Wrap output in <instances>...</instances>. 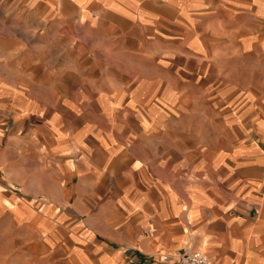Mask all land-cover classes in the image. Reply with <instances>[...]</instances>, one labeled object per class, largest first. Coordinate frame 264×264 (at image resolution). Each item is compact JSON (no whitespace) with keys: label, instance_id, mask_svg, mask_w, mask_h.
I'll list each match as a JSON object with an SVG mask.
<instances>
[{"label":"crops","instance_id":"1","mask_svg":"<svg viewBox=\"0 0 264 264\" xmlns=\"http://www.w3.org/2000/svg\"><path fill=\"white\" fill-rule=\"evenodd\" d=\"M7 3L23 14L14 12L10 23L28 25L30 43L25 49L19 37L0 34V126L9 115L24 114L19 108L20 80L28 71L37 74L31 79L33 87L49 90L57 102L82 101L79 95L109 101L145 94L150 79L134 73L120 79L102 76L94 92L78 80L82 89L75 84L54 90L56 72L73 62L70 54L87 57L91 45L95 52L107 51L100 40L95 43V37L132 39L136 32L166 23L184 30L204 25L210 41L194 38L188 47L193 57L220 61L226 42L233 55L264 54V0H0V7ZM215 31L229 38L221 39L223 34ZM85 57L83 64L91 61ZM41 73L45 78L40 79ZM169 97L174 98L169 94L165 104L178 111ZM143 114L135 119L146 137L158 123L149 111L145 128L139 118ZM195 115L200 120L196 137L202 143L209 141L206 137L235 139L248 132V125L264 140V117L221 122L202 109ZM203 120L209 121L210 128L203 127ZM62 138L65 141L59 146L54 140L56 149L73 150L75 166H86L90 159L84 153L91 148L81 149L79 143ZM203 148L196 152V167L185 163L168 169L169 174L149 168L107 178L71 170L80 180L69 208L49 207L54 198L45 193L41 198L45 202L24 216V231L32 236L33 245L41 243L42 264H178L180 253L187 251L208 255L210 264H264V150L256 144L251 149ZM10 177L1 183L2 196L13 185ZM165 256L169 261H164Z\"/></svg>","mask_w":264,"mask_h":264},{"label":"rangeland","instance_id":"2","mask_svg":"<svg viewBox=\"0 0 264 264\" xmlns=\"http://www.w3.org/2000/svg\"><path fill=\"white\" fill-rule=\"evenodd\" d=\"M11 6L7 3L6 8L0 7V10L6 9L0 12V34L19 37L22 46L29 49L28 25L10 23L14 12L20 17L23 15L16 6ZM204 27L184 30L166 23L150 26L147 32H136L132 39L130 36L95 37V43L100 40L107 51L95 52V46L91 45L87 57L72 53L69 57L73 62L64 63L61 71L56 72L59 77L56 92L58 88L64 91L80 83L92 90L102 76L119 79L133 73L136 77L145 76L150 79V89L138 98L130 95L99 101L79 95L82 101L57 102L58 98H53L49 90L33 87L31 79L37 74L24 72L20 80L23 105L19 108L25 112L20 116L9 115L0 126V188L5 189L1 183L9 176L13 184L6 196L0 193L3 199L0 203V264H42L41 243L33 245L32 236L24 231V216L45 202L41 201L45 193L54 198L49 201L51 208H69L74 200L80 178L74 177L71 170L79 166H75L73 150L56 149L55 141L58 146L65 141L62 136L79 143L80 148H91L84 153L90 160L79 168L82 173L107 178H123L149 168L169 174L168 169L185 163L196 167V152L201 151L202 146L203 150L212 147L251 149L256 144L264 150V140L254 133L253 125L247 126L248 132L228 141H211L206 137L209 141L202 143L196 137L200 120L195 110L202 109L221 122L227 118L252 122L264 117V54L233 55L226 42L229 37L223 31H215L223 34L221 39L226 38V44L218 43L227 48L221 60L193 57L195 53L188 47L194 38L210 41ZM84 57L91 61L83 64ZM42 74L40 79L45 76ZM162 77L163 83H158ZM125 85L131 87L132 84L122 83ZM169 94L174 97L168 99L173 100L176 112L165 104ZM149 111L155 113L158 128L146 133V139L135 116L144 112L139 118L146 128L150 123L146 120ZM202 122L204 128H210L209 121Z\"/></svg>","mask_w":264,"mask_h":264},{"label":"built area","instance_id":"3","mask_svg":"<svg viewBox=\"0 0 264 264\" xmlns=\"http://www.w3.org/2000/svg\"><path fill=\"white\" fill-rule=\"evenodd\" d=\"M164 261H169V257L165 256ZM178 264H210V258L208 255L202 252H182Z\"/></svg>","mask_w":264,"mask_h":264},{"label":"bare ground","instance_id":"4","mask_svg":"<svg viewBox=\"0 0 264 264\" xmlns=\"http://www.w3.org/2000/svg\"><path fill=\"white\" fill-rule=\"evenodd\" d=\"M21 208V207H20ZM24 209V208H23ZM20 210V209H19Z\"/></svg>","mask_w":264,"mask_h":264}]
</instances>
